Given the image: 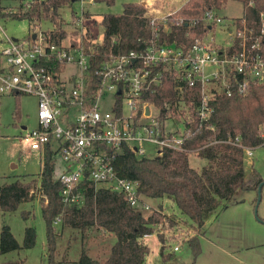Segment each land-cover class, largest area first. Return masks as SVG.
Returning <instances> with one entry per match:
<instances>
[{
  "label": "built area",
  "instance_id": "2783aa9c",
  "mask_svg": "<svg viewBox=\"0 0 264 264\" xmlns=\"http://www.w3.org/2000/svg\"><path fill=\"white\" fill-rule=\"evenodd\" d=\"M79 1V8L68 6L70 20L59 12L56 21L52 14L32 21H50L51 30L34 31L24 40L6 35L0 53V94L38 98V127L27 132L25 140L36 150L51 146L56 161L60 158L62 170L55 178L64 185L66 205L84 203L80 186L88 178L96 189L123 193L135 209L165 214L140 193L138 180L117 173L112 160L125 146L140 157H160L166 149L185 150L193 124L214 129L210 121L218 97L246 95L251 86L263 84L264 12L255 26L244 16L226 19L214 8L197 18L178 15L185 4L145 1L144 17L152 31L145 48L111 53L92 70L102 43L95 41L91 25L96 23L85 8L87 0ZM200 20L204 33L191 45L170 40L174 27L195 26ZM218 28L223 42L216 38ZM167 75L173 78L175 99L163 104L148 100L163 88ZM169 120L182 128L168 130ZM233 144L253 156L255 147L244 146L240 137ZM59 222L60 217L55 224ZM179 228L164 218L152 234L163 235L175 252L180 236L172 235V230Z\"/></svg>",
  "mask_w": 264,
  "mask_h": 264
},
{
  "label": "trees",
  "instance_id": "16d2710c",
  "mask_svg": "<svg viewBox=\"0 0 264 264\" xmlns=\"http://www.w3.org/2000/svg\"><path fill=\"white\" fill-rule=\"evenodd\" d=\"M5 0H0V16L40 20L42 16L53 21L62 7L71 5L73 0H33L30 7L19 2V12L6 13ZM109 6L116 0H95ZM228 0H189L180 10L191 17H201L205 9L221 10ZM244 5L243 16L250 25H259L260 14L264 12V0H236ZM142 3L124 4L121 14L108 13L103 16L105 34L98 54L93 60L96 68L111 53H125L131 50L141 51L151 38L152 31ZM204 33V24L200 20L195 26L185 24L173 28L170 40L178 39L191 45L197 36ZM61 33L58 36H63ZM173 78L166 76L163 88L155 95L147 97L157 104L165 100H174ZM214 112L210 124L214 129L198 127L193 124L194 133L184 142L185 150L166 149L160 157H140L124 147L112 163L121 177L138 180L140 193L148 199L171 198L178 209L195 227L197 234L188 240L194 255L200 253V231L206 220L224 202L231 201L242 192L256 191L264 181L256 171L246 178L245 152L233 144L240 137L244 146H264V83L250 87L246 95L221 96L214 102ZM195 154L207 160V165L197 169L191 164V155ZM56 158L51 146L44 151L40 179L16 180L0 186V211H15L20 204L34 199V189L39 187L43 194L42 214L46 223L48 249L53 258L57 249L60 232L55 220L60 217L62 227L88 231L92 227L102 232L112 233L116 237L110 253L103 259L93 258L85 250L81 252L77 264H145L150 248L142 241L147 234L154 233V226L164 218L170 225L175 221L159 211L147 213L131 207L123 193L107 188H95L88 178L83 180L81 190L85 195L82 205H66L63 201L64 185L55 178ZM162 211V209L160 208ZM30 216L29 213L24 215ZM162 242L161 255L164 263L170 261L173 251L166 252V239L158 235ZM37 239L35 228L25 229L23 244L15 238L8 225L0 230V253L21 248H32ZM3 264H23L22 261H9Z\"/></svg>",
  "mask_w": 264,
  "mask_h": 264
},
{
  "label": "rangeland",
  "instance_id": "374dc122",
  "mask_svg": "<svg viewBox=\"0 0 264 264\" xmlns=\"http://www.w3.org/2000/svg\"><path fill=\"white\" fill-rule=\"evenodd\" d=\"M32 1L23 0V3ZM133 1L137 0H116L112 6L104 2L88 0L85 2V8L91 14L92 21L96 23V26L91 25V27L96 34L97 44L102 43L105 34L103 16L108 13L121 14L124 4ZM4 4H6L5 10L9 13L20 10V4L15 0H5ZM73 5L79 8L80 1H75ZM68 6L59 10L65 20L71 19V10ZM219 14L226 19L242 17L244 5L240 1L228 0L219 10ZM178 15L184 16L181 11ZM40 29L51 30L52 23L47 20L33 23L27 19L0 16V53L7 44L6 35L24 40ZM215 33L217 40L223 42L222 29H216ZM104 105L107 106L106 103ZM37 127L38 98L36 96L0 94V186L17 178L28 181L32 178L40 179L44 151L33 149L25 140L27 132ZM174 128H182V125H175L171 120L167 121V129L174 130ZM190 159L192 166L197 169H201L208 163L206 159L195 154H192ZM61 170L62 162L58 157L55 174L59 175ZM245 171L246 178H251L253 171H256L264 180V146L255 147L253 156L245 155ZM34 195L33 200L21 203L15 211H0V230L8 225L20 244L24 242L27 227L35 228L37 233L36 243L32 248L0 253V264L9 261H22L23 264H77L83 250L93 258L101 259L110 253L114 234L102 232L96 227L82 232L77 228L62 227L59 222L56 225L60 232L57 238V249L51 258L46 223L42 214L41 202L44 198L39 187L34 189ZM256 198V191L242 192L231 201L224 202L213 212L203 230L200 231L201 250L197 256L194 255L187 241L188 238L197 234L195 227L182 215L171 198L165 200L159 208L166 210V215L177 220L176 224L180 225V230H172V235L180 236L178 238L180 242H177L179 250L173 252L174 255L167 264H264V187L258 206H256ZM26 213L30 216L25 217ZM114 241H116L115 238ZM160 243L158 235L147 239V244L151 247L148 264H154V252L157 253L154 248Z\"/></svg>",
  "mask_w": 264,
  "mask_h": 264
},
{
  "label": "crops",
  "instance_id": "0c3cea01",
  "mask_svg": "<svg viewBox=\"0 0 264 264\" xmlns=\"http://www.w3.org/2000/svg\"><path fill=\"white\" fill-rule=\"evenodd\" d=\"M145 1H149V2H152L153 0H137V1H133V2H135V3H144ZM169 3H172L174 6H176V7H182L184 4H186L187 2H188V0H167ZM251 192V191H250ZM168 198H166V197H164V198H157V199H149V202L153 205V206H157L158 208H159V206H160V204L162 205V204H164L165 203V200H167ZM159 201V202H158ZM165 214H166V210L164 211V210H162ZM211 217V216H210ZM209 217V218H210ZM208 218V219H209ZM206 223H207V220H206V222H205V225H206ZM204 225V226H205ZM204 228V227H203ZM203 228H202V230H203ZM111 235H112V233H110ZM154 236H156V234H152V235H149V236H145L143 239H142V241L150 248V252H149V254H148V256H147V258H146V263L145 264H148V261H149V256H150V253H151V247H150V245L149 244H147V239H150V238H152V237H154ZM114 238H115V240H116V237H112V244H111V247H112V245L115 243V241L113 242V240H114ZM159 238V237H158ZM162 243V242H161ZM159 244V245H156V247L154 248L156 251H157V253L156 252H154L155 250H153V252H154V264H167V262L166 263H164V261H163V259H162V255H161V248H162V244ZM171 249H170V247L169 248H167V250H166V252H171L170 251ZM169 262V261H168Z\"/></svg>",
  "mask_w": 264,
  "mask_h": 264
},
{
  "label": "water",
  "instance_id": "95a60500",
  "mask_svg": "<svg viewBox=\"0 0 264 264\" xmlns=\"http://www.w3.org/2000/svg\"><path fill=\"white\" fill-rule=\"evenodd\" d=\"M263 187H264V181L259 185V188H258V202L256 206H258L259 201L261 200V193H262ZM256 211H257V208H256Z\"/></svg>",
  "mask_w": 264,
  "mask_h": 264
}]
</instances>
